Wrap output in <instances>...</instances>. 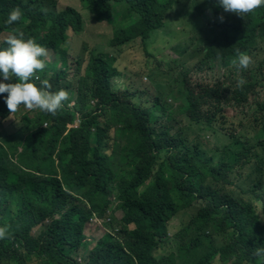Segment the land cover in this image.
Returning a JSON list of instances; mask_svg holds the SVG:
<instances>
[{
    "label": "trees",
    "instance_id": "obj_1",
    "mask_svg": "<svg viewBox=\"0 0 264 264\" xmlns=\"http://www.w3.org/2000/svg\"><path fill=\"white\" fill-rule=\"evenodd\" d=\"M79 1L95 24L111 23L110 46L136 42L148 58H155L147 49L151 34L164 31L165 18L178 0ZM44 3L0 0V49L7 47L4 41L13 29L52 49L61 66L57 61L52 65L51 91L63 85L74 89L75 82L93 108L87 109L85 99L74 109L65 104L56 116L38 110L23 119L22 129L8 131L7 93L0 94V227H8L12 237L0 240V264H178L173 253L201 248L206 253L194 264H216L217 257L263 264L253 252L264 247V56L241 71L243 84L228 79L226 88L223 82L192 84L183 68L176 86L184 91L183 103L172 105L167 97L177 90L160 89L152 69L146 73L149 89L155 88L152 95L129 84L101 43L86 47L89 57L83 60L85 49L81 55L70 48L78 55L72 73L70 53L61 47L69 31L72 41L82 33L83 16L69 5L51 8ZM17 7L21 20L6 25ZM116 8L122 12L114 21ZM194 11L190 22L207 12L214 17L203 60L225 59L238 55L237 50L252 57L264 51V6L244 17H224L218 0H204ZM231 106L254 124L229 129L224 111ZM78 119L79 126L71 128ZM175 123L183 126L178 129ZM192 124L204 125L197 136L221 133L228 142L215 152L207 150L201 139L187 136L197 134ZM243 194L258 200L260 208ZM115 204L120 218L112 215ZM189 210L194 216L175 235V251L158 255L165 245L156 237H167L170 221ZM95 217L109 221L105 224L111 230L101 235L86 260L73 257L86 243L85 228ZM38 228L43 229L33 235ZM205 230L211 231L207 246Z\"/></svg>",
    "mask_w": 264,
    "mask_h": 264
},
{
    "label": "rangeland",
    "instance_id": "obj_2",
    "mask_svg": "<svg viewBox=\"0 0 264 264\" xmlns=\"http://www.w3.org/2000/svg\"><path fill=\"white\" fill-rule=\"evenodd\" d=\"M174 7L168 12L165 22L166 28L164 31H157L151 34V44L148 46V52L152 53L155 58H148L147 54L143 51L141 45L138 43H130L125 45L123 48H116L110 46V39L112 38L113 26L111 23H94L95 18L88 12L85 4L80 2L79 0H44V5L48 4L49 7H53L52 5H56L59 8H63L67 5L74 7L78 10L83 16V31L80 34V37L77 38V42L75 46H77L78 42L81 41L82 53H84V47L92 46L95 49V45L101 43V46L104 52L110 53L115 57L114 66L120 69V71L124 74V77L128 78V83L136 84L142 90L146 92H150V95L153 94L154 89L151 88V83L146 76V73L153 70L152 77L154 82L160 89L163 91H172L177 90V94L174 96H168V101L174 105L173 103L180 105L183 103L184 91L180 90L178 87V79L181 78V71L184 69L188 70V78L192 84H214L216 82L224 84V87L228 86V79H234L237 85L240 84L241 71L243 69L239 68L236 65H233V60H238V55H231L225 59L217 58L210 60H203V55L205 52V48L212 38L211 26L210 24L213 22L214 17L211 12L204 13L200 15L198 18H194L193 21L190 22L189 16L193 14L195 11V7L197 5H201L204 0H178ZM116 6V5H115ZM121 10L115 9L114 11V21L118 19L121 14ZM233 13L225 12L224 17L231 15ZM223 17V18H224ZM112 21V22H114ZM219 21V18H218ZM161 31V32H160ZM160 32V33H159ZM69 35H72V31H69ZM157 37V38H155ZM68 43V42H67ZM69 44L70 41H69ZM263 43L261 42V45ZM264 48V44L262 45ZM73 48V47H72ZM89 48V47H88ZM80 54V52H78ZM87 49H85V54L83 57L87 55ZM69 57V64H72L73 59L76 56L71 52ZM264 56V51H260L255 57H252V64L250 67L255 65L258 59H261ZM53 53L49 52L46 58V69L45 72H49V65L53 61ZM161 57V65L160 67L156 64V58ZM176 63V64H175ZM178 65V66H177ZM248 67L247 69H249ZM160 68L158 71L157 69ZM245 69V70H247ZM243 73H245L243 71ZM141 77H140V75ZM131 78V79H130ZM12 80V79H11ZM10 83V81H6V83ZM64 90L68 91V89L63 86ZM77 85L74 89L68 91L70 93V104L71 106L75 105L80 107L85 99L87 100L86 107L87 109L93 108V102L91 98H86L83 100L85 95L82 90H79L76 93ZM166 89V90H165ZM60 90V89H59ZM58 90V91H59ZM144 91V92H145ZM168 91V92H169ZM171 94H174L172 92ZM212 97H219L218 94H213ZM175 105V106H177ZM37 110H28L25 107H19L17 112L8 113V121L6 123V128L10 130H19L25 126L24 118L30 119L32 114H34ZM225 115L229 121V129H233L236 131L243 130V126L249 123L254 124L253 122H249L251 119L245 117L234 110V107H227L224 111ZM181 116L178 117V120H181ZM252 121V120H251ZM174 122V121H173ZM181 128L183 123H175L174 126ZM14 126V128H13ZM204 125H194L192 124V128L197 132L196 135H188L190 139L196 138L197 140L201 139V142L205 149L211 150L215 152L219 144H226L227 138L223 137L221 133H213L210 136H197L201 133L199 129L203 128ZM197 136V137H196ZM222 149V148H221ZM219 149V151L221 150ZM246 201L257 204L256 201L252 198V196H244ZM117 204L111 206L112 215L116 218H120L121 213L116 209ZM194 216V211L189 210L188 212H180L178 213L173 221L169 225V232L174 236L178 230L184 228L190 221V219ZM108 219V218H107ZM109 222V221H105ZM49 221L46 224H50ZM45 224V225H46ZM95 223L90 222L87 224L85 228V234L87 236L88 241L80 248L73 253V257H81V259H87L88 252L90 251L91 246L97 242V240L101 237L102 234L109 232L106 224L99 225L98 228H95ZM43 229V228H42ZM42 229H37L33 231V235H38ZM214 233V230H213ZM211 231H202V236L206 238L207 241H204L205 246L209 242L211 236ZM160 243L164 244L165 247L157 250L158 255L167 254L172 252V248L175 251L177 248V244H174L173 239L168 241L158 240ZM189 241V240H188ZM187 241V242H188ZM89 242V243H88ZM173 242V243H172ZM91 243V244H90ZM173 251V252H174ZM206 253L204 248L199 249L196 253L188 254L184 250H180L179 252L173 253L171 255L172 259H176L175 262L178 264H194L198 261L204 254ZM184 260V262L182 261ZM218 264V262H217ZM231 264V263H229Z\"/></svg>",
    "mask_w": 264,
    "mask_h": 264
},
{
    "label": "clouds",
    "instance_id": "obj_3",
    "mask_svg": "<svg viewBox=\"0 0 264 264\" xmlns=\"http://www.w3.org/2000/svg\"><path fill=\"white\" fill-rule=\"evenodd\" d=\"M218 3L219 6L224 9L225 12L235 13L241 17L254 13L257 9L264 6V0H218ZM22 16H23V12L19 7H17L8 14L5 24L9 26L13 25L16 22H19ZM221 20H223V17H221ZM68 36H69L68 40L61 48L71 53L72 51H70V48H72L71 46L72 44H74L73 48L76 50V52L77 53L80 52L82 54V46L79 45L81 44V41L80 43L78 42L77 46H75V43L77 42V38L76 41H72L73 33L72 35L68 34ZM78 37H80V34L78 35ZM152 40L154 39L149 40V45L151 44ZM69 41L71 44H69ZM4 43L7 44V47L0 49V76L3 77L2 79L3 81L0 82V94L7 93L5 101L11 114L17 112L20 106L25 107L28 110H37V111L40 110L41 112L51 114L52 116H56L58 110L62 109L65 106V104L71 109L77 107L75 105L71 106L70 104V100H69L70 93L68 91L72 89H69L65 85H63L68 89V91L62 89L63 86H60L57 89V92L51 91L52 85L48 80L50 79L51 76V68L53 67L52 65L57 61L56 66L58 67L61 66V60L59 59L58 53L54 52L52 49H47L46 47L40 45L32 38L25 39L23 31H20L18 29H13L12 32L6 36ZM49 52L53 53L54 57H53V61L49 65V72L46 73L45 72L46 60L43 58H46ZM237 52H238V60H233L232 61L233 65H236L241 69H247L248 67H250V65L252 64V57L248 53L239 52V50H237ZM73 54L76 57L78 56L76 53ZM70 55L71 54H69V57ZM69 57H68V63H69ZM73 63L74 61L72 62V64H69L70 71L72 73L74 72ZM14 78L18 82L16 81V83H6V81ZM33 81H39L40 85L38 86ZM61 83L63 84L66 82H61ZM73 83L77 85V83L75 82ZM240 83L243 84L244 82L240 81ZM78 91L79 88L76 89V93ZM37 111L34 114H32V117L36 115ZM79 123L80 122L78 119L70 127L77 128L79 126ZM58 178L60 179V177ZM245 189H247V185H245ZM241 196L244 199V196H248V194H243ZM253 199L254 201H256L257 204L254 203L252 204H254L258 210L261 206V203L255 198ZM247 202L251 203L249 201ZM173 219L170 221V223L173 221ZM105 221L106 219L103 220V219H99L98 217H95L92 220V222L96 224L95 226H97L98 224L102 225L105 223ZM175 234L177 235V233ZM174 237L175 235L173 236L169 232L167 237H164L161 240L168 241L170 239H174ZM11 238H12L11 233L8 227H0V240L11 239ZM159 239L160 238L156 237V241H158ZM160 249L161 248H159V250ZM253 255L260 260H264V247L256 248L253 252ZM219 261H220L219 257H217V259L215 260L216 264L217 262L218 264H229V263L235 264L234 262L231 261L228 262L220 261V263Z\"/></svg>",
    "mask_w": 264,
    "mask_h": 264
}]
</instances>
